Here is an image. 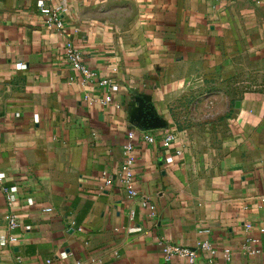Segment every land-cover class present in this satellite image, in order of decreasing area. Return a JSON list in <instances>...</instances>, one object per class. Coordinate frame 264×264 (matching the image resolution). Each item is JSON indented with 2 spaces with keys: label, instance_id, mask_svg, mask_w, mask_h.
Returning <instances> with one entry per match:
<instances>
[{
  "label": "crops",
  "instance_id": "crops-1",
  "mask_svg": "<svg viewBox=\"0 0 264 264\" xmlns=\"http://www.w3.org/2000/svg\"><path fill=\"white\" fill-rule=\"evenodd\" d=\"M51 7L62 35L45 27L38 0H0V238L10 217L19 223L0 264H187L166 261L161 243L203 240L217 256L199 253L198 264H264V0ZM67 41L90 80L69 64ZM106 79L118 87L110 104ZM230 85L244 91L201 96ZM188 98L202 102L195 121L176 126ZM130 133L152 219L118 180ZM249 240L260 255L243 251Z\"/></svg>",
  "mask_w": 264,
  "mask_h": 264
},
{
  "label": "built area",
  "instance_id": "built-area-1",
  "mask_svg": "<svg viewBox=\"0 0 264 264\" xmlns=\"http://www.w3.org/2000/svg\"><path fill=\"white\" fill-rule=\"evenodd\" d=\"M53 0H38V8L40 13L44 16L45 20V27L55 30L62 35L63 32V23L59 15V10L54 9L51 7V2ZM217 4L223 2V0H215ZM65 52L66 57L69 64L73 67V69L84 79L90 80L94 75L90 73V71L83 65L82 54L80 50L71 42L67 41L65 43ZM100 85L109 87V96H106L104 103L110 104L113 100V93L118 91V87L113 83V80H103L99 82ZM135 137L134 133H130L131 141L125 146V161L121 166L119 173H118V180L126 193L128 199L131 200H141L142 205L145 208L150 210L148 217L154 218L155 217V207L150 206L149 203L140 198L137 186H136V179L134 173V166L136 162V158L134 155V143L133 138ZM144 139L147 142L154 143L156 137L153 135H146ZM172 137L167 138V141L171 140ZM105 185L110 186L112 184V180L107 178L108 176L105 175ZM1 179V177H0ZM16 191V188L11 190L4 189L9 201H14L13 193ZM264 201V198H263ZM32 204V203H31ZM44 213H53L52 208H46L43 210ZM19 223L15 217H10L8 220V227L12 234L9 236L1 237L0 238V246H13L18 243L17 237L13 234V232L18 228ZM248 228H251V225H248ZM264 232V229L261 230ZM204 234H209V230L203 231ZM251 241V242H250ZM258 240H249V242L243 246V251L250 255V256H258L261 254V250L258 249L256 246H253L252 243L256 244ZM163 245V254L164 259L168 262L174 259H184L187 261V264H198V256L199 253H204L205 257L210 263H214L215 258L217 256V250L213 246V244L208 240L199 241L195 248H186L177 245H173L170 242H162ZM229 254V251L225 252ZM17 264H26L22 258H17Z\"/></svg>",
  "mask_w": 264,
  "mask_h": 264
},
{
  "label": "rangeland",
  "instance_id": "rangeland-1",
  "mask_svg": "<svg viewBox=\"0 0 264 264\" xmlns=\"http://www.w3.org/2000/svg\"><path fill=\"white\" fill-rule=\"evenodd\" d=\"M252 89V88H251ZM228 93V92H239V91H244L243 89L235 86H217V87H209V89L205 90L204 94H202L201 96H203V98L206 100V98H212V97H219V98H223V92ZM190 98H196V97H190ZM204 100V101H205ZM201 101V100H199ZM198 100H191V99H187L186 102H184V104H182V108L179 106L178 110H184L185 113L183 112H178L176 113V115L174 116V121L176 123V126H186V127H190L192 125V123H194V119L192 117V112H195L196 109L199 107L200 103ZM187 105V106H186ZM186 115V116H185ZM227 115H222V117L217 120L219 122V125L224 126L226 124L227 121ZM212 122L211 121H207L205 122L203 119H201L200 125H210Z\"/></svg>",
  "mask_w": 264,
  "mask_h": 264
}]
</instances>
